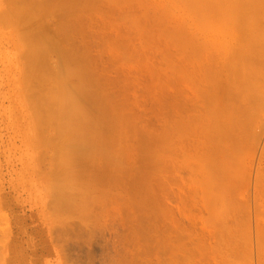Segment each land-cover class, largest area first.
<instances>
[{
	"label": "rangeland",
	"instance_id": "obj_1",
	"mask_svg": "<svg viewBox=\"0 0 264 264\" xmlns=\"http://www.w3.org/2000/svg\"><path fill=\"white\" fill-rule=\"evenodd\" d=\"M74 1L0 0V264H264V4Z\"/></svg>",
	"mask_w": 264,
	"mask_h": 264
},
{
	"label": "bare ground",
	"instance_id": "obj_2",
	"mask_svg": "<svg viewBox=\"0 0 264 264\" xmlns=\"http://www.w3.org/2000/svg\"><path fill=\"white\" fill-rule=\"evenodd\" d=\"M74 1V0H73ZM116 1V0H115ZM119 1V0H118ZM240 1V0H239ZM242 1V0H241ZM245 1V0H244ZM257 1V0H256ZM259 2H256V4H258V3H260L261 5L262 4H264V1L261 3L260 2V0H258ZM42 2V1H41ZM56 2V1H55ZM60 2V1H59ZM63 2H65V1H63ZM126 2V1H125ZM233 2V1H232ZM232 2H229V4L230 3H232ZM74 3H75V1H74ZM76 3H77V1H76ZM117 3H119V2H117ZM238 3V2H237ZM244 3V2H243ZM246 3V2H245ZM72 4V3H71ZM136 4V3H135ZM134 4V5H135ZM255 4V3H254ZM255 4V5H256ZM260 4L258 5V6H260ZM54 5V4H53ZM61 5V4H60ZM119 5V4H118ZM122 5V4H121ZM232 5H234V4H232ZM239 5V4H238ZM253 5V4H252ZM39 6V5H38ZM40 6H43V5H40ZM39 6V7H40ZM63 6V5H62ZM68 6V5H67ZM74 6V5H73ZM235 6V5H234ZM247 6V5H246ZM77 7V6H76ZM130 7V6H129ZM220 7V6H219ZM230 7V6H229ZM237 7V6H236ZM45 7L43 6V9H44ZM42 9V8H41ZM42 9V10H43ZM56 9V8H55ZM61 9V8H60ZM105 9V8H104ZM120 9H123V7L122 8H120ZM235 9V8H234ZM245 9V8H244ZM45 10H47V9H45ZM73 10V9H72ZM132 10V9H131ZM134 10V9H133ZM232 10V9H231ZM236 10V9H235ZM247 11V10H246ZM42 12V11H41ZM68 12V11H67ZM116 12V11H115ZM124 12V11H123ZM44 13H46V12H44ZM99 13V12H98ZM122 13V12H121ZM232 13V12H231ZM245 13V12H244ZM126 14V13H125ZM234 14H235V12H234ZM238 14V13H237ZM248 14V13H247ZM61 15H63V14H61ZM66 15H67V13H66ZM123 15V14H122ZM97 16V15H96ZM33 17H36V16H34L33 15ZM42 17V16H41ZM46 17V16H45ZM48 17V16H47ZM59 17V16H58ZM71 17V16H70ZM89 17V16H88ZM104 17V16H103ZM63 18V17H62ZM68 17H66V19H67ZM93 18H95V17H93ZM38 19V18H37ZM110 19V18H109ZM113 19V18H112ZM150 19V18H149ZM153 19V18H152ZM39 20V19H38ZM44 20V19H43ZM59 20V19H58ZM71 20V19H70ZM133 21H134V19H132ZM135 20H137V19H135ZM82 21V20H81ZM97 21V20H96ZM118 21V20H117ZM138 21V20H137ZM136 21V22H137ZM249 21V20H248ZM61 22V21H60ZM64 22H65V19H64ZM112 22V21H111ZM114 22V21H113ZM116 22V21H115ZM114 22V23H115ZM126 22H128L129 23V21H126ZM146 22H148V21H146ZM247 22V21H246ZM45 23V22H44ZM62 23H63V21H62ZM125 23V22H124ZM82 24V23H81ZM86 24V23H85ZM113 24V23H112ZM247 24V23H246ZM94 25V24H93ZM109 25V24H108ZM82 26V25H81ZM85 26V25H84ZM126 26V25H125ZM128 27V26H127ZM67 28V27H66ZM70 28V27H69ZM68 28V29H69ZM76 28H77V26H76ZM132 28V27H131ZM143 28V27H142ZM42 29V28H41ZM72 29V28H71ZM79 29V28H78ZM117 29V28H116ZM122 29V28H121ZM138 30V29H137ZM43 31V30H42ZM53 31H55V30H53ZM53 31H51V32H53ZM74 31H76V30H74ZM83 31V30H82ZM86 31V30H85ZM58 32V31H57ZM79 32V31H78ZM98 32V31H97ZM162 32V31H161ZM166 32V31H165ZM59 33V32H58ZM70 33H72V32H70ZM76 33V32H75ZM82 33H85V32H82ZM102 33V32H101ZM110 33H111V31H110ZM143 33V32H142ZM56 34V33H55ZM81 34V33H80ZM107 34V33H106ZM167 34V33H166ZM98 35V34H97ZM134 35V34H133ZM51 36V35H50ZM68 36V35H67ZM100 36V35H99ZM98 36V37H99ZM110 36V35H109ZM116 36V35H115ZM69 37H72V36H69ZM74 37V36H73ZM111 37V36H110ZM140 37V36H139ZM67 39H68V37H66ZM65 38V39H66ZM96 38V37H95ZM95 38H92L93 40L95 39ZM100 39V38H99ZM112 39V38H111ZM116 39H118L117 38V36H116ZM128 39V38H127ZM153 39V38H152ZM53 40V39H52ZM60 40V39H59ZM169 40V39H168ZM216 40V39H215ZM55 41H56V39H55ZM71 41V40H70ZM108 41V40H107ZM113 41V40H112ZM123 41V40H122ZM66 42V41H65ZM155 42V41H154ZM55 43V42H54ZM68 43H69V41H68ZM73 43H75V42H73ZM72 43V44H73ZM85 43V42H84ZM101 43V42H100ZM108 43V42H107ZM124 43V42H123ZM57 44V43H56ZM105 44V43H104ZM111 44H113V43H111ZM117 45V44H116ZM119 45V44H118ZM43 46V45H42ZM70 46V45H69ZM174 46V45H173ZM212 46V45H211ZM91 47V46H90ZM105 47V46H104ZM123 47V46H122ZM134 47V46H133ZM142 47V46H141ZM167 47V46H166ZM207 47H208V45H207ZM210 47V46H209ZM80 48V47H79ZM93 48V47H92ZM124 48H125V46H124ZM159 48V47H158ZM168 48V47H167ZM104 49V48H103ZM110 49V48H109ZM127 49V48H126ZM176 49V48H175ZM174 50V49H173ZM203 50V49H202ZM140 51V50H139ZM206 51H208V50H206ZM102 52H104V51H102ZM154 52V51H153ZM205 52V51H204ZM91 53V52H90ZM89 53V54H90ZM107 53H108V50H107ZM146 53V52H145ZM156 53V52H155ZM83 54V53H82ZM100 54V53H99ZM105 54V53H104ZM109 54V53H108ZM111 54H112V52H111ZM115 54V53H114ZM113 54V55H114ZM123 54V53H122ZM139 54V53H138ZM170 54V53H169ZM126 55V54H125ZM130 55V54H129ZM141 55V54H140ZM146 55V54H145ZM84 56V55H83ZM103 56V55H102ZM110 56V55H109ZM112 56V55H111ZM115 56V55H114ZM131 56V55H130ZM118 57V59H119V55L118 56H116V58ZM120 57H122V56H120ZM124 57V56H123ZM129 57V56H128ZM135 57V56H134ZM145 57V56H144ZM147 57V56H146ZM172 57V56H171ZM113 58V57H112ZM133 58V57H132ZM143 58V57H142ZM90 59H91V57H90ZM89 59V60H90ZM127 59V58H126ZM126 59H125V61H126ZM120 60V59H119ZM122 60V59H121ZM124 60V59H123ZM167 60V59H166ZM132 61H134V60H132ZM131 61V62H132ZM111 62V61H110ZM134 62H136V61H134ZM147 62V61H146ZM190 62V61H189ZM192 62V61H191ZM130 63V62H129ZM149 63V62H148ZM159 63V62H158ZM171 63V62H170ZM193 63V62H192ZM135 64V63H134ZM137 64V63H136ZM155 65V64H154ZM189 65V64H188ZM136 66V65H135ZM113 67H115V66H113ZM177 67V66H176ZM156 68H157V66H156ZM170 68V67H169ZM117 70V69H116ZM153 70V69H152ZM161 71V70H160ZM172 71V70H171ZM174 71V70H173ZM150 72V71H149ZM156 73V72H155ZM149 75V74H148ZM162 75V74H161ZM165 75V74H164ZM154 76V75H153ZM193 76V75H192ZM188 77H189V75H188ZM153 78V77H152ZM155 78V77H154ZM157 78V77H156ZM162 78V77H161ZM158 79V78H157ZM170 79V78H169ZM189 79V78H188ZM151 80V79H150ZM163 81V80H162ZM162 81H161V83H162ZM166 81H168V79L166 80ZM158 82H159V80H158ZM180 82V81H179ZM160 83V82H159ZM160 86H161V84H160ZM157 87V86H156ZM162 88H164V87H162ZM169 88V87H168ZM166 89V88H165ZM185 89V88H184ZM171 90V89H170ZM179 90V89H178ZM82 91V90H81ZM172 91V90H171ZM195 91V90H194ZM181 92H182V90H181ZM73 93V92H72ZM177 93V92H176ZM75 94V93H74ZM167 94V93H166ZM165 95V94H164ZM171 95H173V94H171ZM187 95V94H186ZM72 96V95H71ZM71 96H69V98L71 97ZM204 97V96H203ZM68 98V96H67V100L69 99ZM170 98V97H169ZM186 98V97H185ZM205 98V97H204ZM171 99V98H170ZM73 100L74 99H70V101H67L66 103H67V105L69 104V105H71L72 103H70V102H73ZM186 100V99H185ZM199 101V100H198ZM201 101V100H200ZM78 102L76 101V104H77ZM204 103V102H203ZM74 104V103H73ZM192 105V104H191ZM203 105V104H202ZM173 106V105H172ZM67 107V106H66ZM175 107V106H174ZM195 107V106H194ZM72 109V105H71V108H70V110ZM74 109V108H73ZM200 109V108H199ZM203 108H201V110H202ZM76 110V109H75ZM79 110H80V108H79ZM160 110V109H159ZM181 110V109H180ZM91 111H94V110H91ZM90 111V112H91ZM198 111V110H197ZM73 112V111H72ZM203 112H204V110H203ZM200 113V112H199ZM206 113V112H205ZM50 114V113H49ZM72 114H74V113H72ZM89 114V113H88ZM160 114V113H159ZM201 114V113H200ZM203 114V113H202ZM91 115H94V112H93V114H91ZM188 115V114H187ZM197 115V114H196ZM51 116V115H50ZM158 116V115H157ZM181 116H182V114H181ZM189 116V115H188ZM192 116V115H191ZM185 119V118H184ZM195 119V118H194ZM197 120V119H196ZM198 120H199V118H198ZM203 120H204V117H203ZM46 121V120H45ZM49 123V121H46V123ZM171 122V121H170ZM194 123V122H193ZM79 124H81V123H79ZM178 124V123H177ZM74 125V124H73ZM170 125V124H169ZM86 126V125H85ZM89 126V125H88ZM173 126H174V124H173ZM90 127V126H89ZM181 127H183V126H181ZM206 127V126H205ZM204 128V127H203ZM73 129H75V128H72V130ZM84 129H86V128H84ZM68 130V129H67ZM70 131H71V129H69ZM202 130V129H201ZM89 130H87V132H88ZM199 131H200V129H199ZM75 133H76V131H74ZM95 132V131H94ZM93 132V133H94ZM67 133V132H66ZM184 133V132H183ZM188 133V132H187ZM69 134H71V133H69V131H68V136H69ZM88 134H89V132H88ZM175 134V133H174ZM186 134V133H185ZM189 134V133H188ZM200 134V133H199ZM207 134V133H206ZM72 135V134H71ZM77 135V134H76ZM184 135V134H183ZM201 135H202V131H201ZM200 135V136H201ZM209 135V134H208ZM175 136V135H174ZM200 136H198V137H200ZM70 137H72V136H70ZM74 138H75V136H73ZM79 137V136H78ZM81 137V136H80ZM92 137H93V135H92ZM91 136H90V140H91V138H92ZM213 137V136H212ZM69 138V137H68ZM183 138V137H182ZM87 139L89 140V138L87 137ZM189 139V138H188ZM70 140V139H69ZM79 140V139H78ZM77 140V141H78ZM186 140V139H185ZM198 140V139H197ZM71 141V140H70ZM73 141H74V139H73ZM186 141H192V139L191 140H186ZM208 141V140H207ZM176 142H178V141H176ZM184 142V141H183ZM203 142V141H202ZM190 144V143H189ZM200 144V143H199ZM180 145V144H179ZM192 146V145H191ZM197 146V145H196ZM155 147V146H154ZM193 148V147H192ZM196 148V147H195ZM199 149V148H198ZM182 151V150H181ZM193 151V150H192ZM202 151V150H201ZM186 153V152H185ZM189 155V154H188ZM138 158V157H137ZM85 160V159H84ZM84 160H82V161H84ZM86 162V161H85ZM121 162V161H120ZM66 165H68V164H66ZM121 166V165H120ZM67 167V166H66ZM69 168V167H68ZM176 168V167H175ZM174 168V169H175ZM178 168V167H177ZM70 169H71V165H70ZM68 170V169H67ZM138 170V169H137ZM184 170V169H183ZM72 171V170H71ZM146 172V171H145ZM150 173V172H149ZM153 173V172H152ZM67 174V173H66ZM70 174V173H69ZM68 174V175H69ZM67 175V176H68ZM71 176V175H70ZM100 178V177H99ZM85 181H87V180H85ZM91 181H92V179H91ZM191 182V181H190ZM69 184V183H68ZM88 184V183H87ZM89 184H90V182H89ZM93 184V183H92ZM91 184V185H92ZM90 185V186H91ZM192 185V184H191ZM87 187H89V186H87ZM70 192V191H69ZM180 192V191H179ZM189 192V191H188ZM161 194H163V193H161ZM166 194V193H165ZM185 194V193H184ZM173 195V194H172ZM162 196V195H161ZM167 196V195H166ZM184 196V195H183ZM177 197V196H176ZM182 197V196H181ZM185 197V196H184ZM173 198V197H172ZM184 199H187V197L186 198H184ZM182 200H183V198H182ZM192 200V199H191ZM153 201V200H152ZM163 202V201H162ZM173 202V201H172ZM156 203V202H155ZM152 204V203H151ZM180 204V203H179ZM182 204V203H181ZM164 205V204H163ZM160 206H161V204H160ZM168 209V208H167ZM162 211V210H161ZM169 214V213H168ZM173 215V214H172ZM178 215V214H177ZM183 215H185V214H183ZM171 216V215H170ZM176 217V216H175ZM171 218V217H170ZM189 218V217H188ZM177 220V219H176ZM182 220V219H181ZM186 220V219H185ZM180 221V220H179ZM179 223V222H178ZM175 224V223H174ZM182 225V224H181ZM175 227V226H174ZM178 228H180V227H178ZM184 228V227H183ZM192 230V229H191ZM157 231V230H156ZM187 231V230H186ZM183 234V233H182ZM180 235H181V233H180ZM182 236V235H181ZM170 240V239H169ZM180 240V239H179ZM183 240V239H182ZM173 242V241H172ZM177 242V241H176ZM186 242V241H185ZM185 245V244H184ZM176 247V246H175ZM177 248V247H176ZM182 249V248H181ZM211 252V251H210ZM216 252V251H215ZM208 253V252H207ZM174 255V254H173ZM213 255H214V252H213ZM215 256V255H214ZM172 257V256H171ZM187 261V260H186Z\"/></svg>",
	"mask_w": 264,
	"mask_h": 264
}]
</instances>
